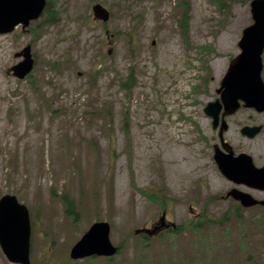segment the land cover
Returning a JSON list of instances; mask_svg holds the SVG:
<instances>
[{
	"label": "rangeland",
	"instance_id": "1",
	"mask_svg": "<svg viewBox=\"0 0 264 264\" xmlns=\"http://www.w3.org/2000/svg\"><path fill=\"white\" fill-rule=\"evenodd\" d=\"M47 1L52 22L45 14L0 35V199L29 210L31 263L108 264L70 257L106 222L113 246L123 245L113 264H129L141 242L135 231L153 230L163 215L154 195L171 202L168 224L188 228L176 239L157 233L152 264H264V207L241 208L238 223L227 197L235 186L213 161L219 135L205 114L241 53L254 0ZM95 4L110 12L106 25L94 19ZM28 46L34 69L21 80L11 68ZM226 123L225 140L261 164L264 129L252 140L240 130L264 127V114L242 109ZM200 216L227 217L230 234L209 224L204 236L193 231ZM0 264H11L1 248Z\"/></svg>",
	"mask_w": 264,
	"mask_h": 264
},
{
	"label": "water",
	"instance_id": "2",
	"mask_svg": "<svg viewBox=\"0 0 264 264\" xmlns=\"http://www.w3.org/2000/svg\"><path fill=\"white\" fill-rule=\"evenodd\" d=\"M47 6V0H0V35H7L22 26L28 28L40 19ZM95 17L103 22L110 19L109 12L101 5L94 7ZM253 24L243 31L239 43L240 55L230 65L222 81L221 99L210 104L205 113L214 119L217 129L220 114L223 118L234 115L244 103L246 108L264 113V81L262 79L264 53V0L251 3ZM24 60L11 69L18 79H25L34 69L31 47L16 55ZM224 121V120H223ZM228 127L223 122L221 138L223 150L217 148L215 161L220 172L239 185L264 191V167L257 169L253 158L247 154L234 157L232 147L223 140ZM263 127H245L244 136L253 139L261 133ZM235 200L246 208L264 202H258L250 195L234 190L230 193ZM146 233H150L146 231ZM111 226L106 222L95 223L82 239L72 248L70 257L73 260H84L91 257H113L118 249L110 240ZM31 219L27 207L19 203L14 196H4L0 200V248L12 264H31Z\"/></svg>",
	"mask_w": 264,
	"mask_h": 264
},
{
	"label": "trees",
	"instance_id": "3",
	"mask_svg": "<svg viewBox=\"0 0 264 264\" xmlns=\"http://www.w3.org/2000/svg\"><path fill=\"white\" fill-rule=\"evenodd\" d=\"M220 7H224V4L222 2L220 3H217ZM183 7L186 8V11L188 10V5L187 3H184L182 4ZM46 14V15H45ZM46 16V21L47 22H52L53 21V18L55 16V12L51 11L50 10V2L47 1V6L45 8V11H44V14ZM64 199V203L67 207V214L70 216V217H74L75 220L78 219V212H75V209H74V202L70 200V198L68 196H64L63 197ZM151 199L152 200H155V202H158L161 207L163 209H165L169 203V200L166 198V197H162L161 200L154 196V195H151ZM239 210L237 209L236 213V217H237V221L238 223H241L240 219V215L238 214ZM209 224L210 227L212 228V230H217V228L219 227H227V229L229 228L228 226V222H227V217H224L220 220H213V219H210L208 217H202L200 216V219L199 220H195L193 219V222L191 223L190 225V228L195 231V232H198L200 233L201 235H203V232H204V226ZM188 227L187 226H183V227H177V229L175 230H169L167 231V234L169 236L172 237V239H176V237L181 233V232H184L186 231ZM228 234H230V229L227 230ZM204 236V235H203ZM153 238H150L146 235H140V244L138 245V248H137V254H136V257H134V259L129 263V264H152V259H151V245H150V242L152 241ZM205 240V239H204ZM123 252V245H120L118 246V254L117 256L115 257V259H120V255L121 253ZM96 258H93L91 260H95ZM114 258L113 259H109L108 260V264H113L114 263Z\"/></svg>",
	"mask_w": 264,
	"mask_h": 264
},
{
	"label": "flooded vegetation",
	"instance_id": "4",
	"mask_svg": "<svg viewBox=\"0 0 264 264\" xmlns=\"http://www.w3.org/2000/svg\"><path fill=\"white\" fill-rule=\"evenodd\" d=\"M217 100H215L214 102H210V103H208V105L209 104H211V103H215ZM207 105V106H208ZM206 106V107H207ZM205 107V108H206ZM242 109H244V110H250V109H248V108H246V107H241L238 111H237V113L236 114H238ZM224 112V111H223ZM223 112L221 113V123H222V121H223V118H222V115H223ZM235 114V115H236ZM234 115V116H235ZM211 119V118H210ZM212 120V119H211ZM220 126L222 127V125L220 124L219 125V128L218 129H215V127H214V122H213V120H212V128H213V130L214 131H218V135H219V141H220V145H218V144H214L213 145V152H214V156H213V161H214V163H215V165L217 166V164H216V162H215V152H216V150H217V148L219 147V148H221V145H222V138H221V135H220ZM243 129V128H242ZM242 129L240 130V132H241V134H242ZM227 132H229V126H228V129H227ZM226 132V133H227ZM242 136H243V134H242ZM244 137V136H243ZM230 144H231V146H232V148L234 149V144H232L231 142H230ZM234 152H235V154L238 156V155H240L241 153H237L235 150H234ZM264 166V160L261 162V164H258V166L257 167H259V168H262ZM218 168V167H217ZM247 191L249 192V193H251L253 196L255 195V194H259V195H261V197H263L264 198V191H258V190H251V189H247ZM255 197V196H254ZM256 198V197H255ZM256 199H258V198H256ZM258 200H264V199H258ZM165 214V213H164Z\"/></svg>",
	"mask_w": 264,
	"mask_h": 264
}]
</instances>
